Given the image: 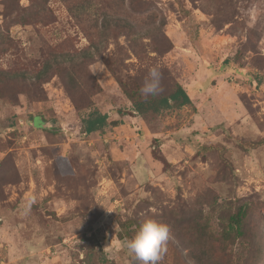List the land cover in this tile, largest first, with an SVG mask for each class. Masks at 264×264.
<instances>
[{
    "label": "rangeland",
    "instance_id": "obj_1",
    "mask_svg": "<svg viewBox=\"0 0 264 264\" xmlns=\"http://www.w3.org/2000/svg\"><path fill=\"white\" fill-rule=\"evenodd\" d=\"M91 1L76 15L84 0H0V71L25 83L53 54L89 49L101 10L141 28L136 46L116 32L90 49V106L117 121L100 132L80 134L89 109L55 73L35 92L0 78V264H144L123 245L147 219L170 229L160 264H241L249 240L219 250L200 232L245 203L264 245V0ZM155 65L158 95L177 82L191 104L122 115L109 68L139 91Z\"/></svg>",
    "mask_w": 264,
    "mask_h": 264
},
{
    "label": "trees",
    "instance_id": "obj_2",
    "mask_svg": "<svg viewBox=\"0 0 264 264\" xmlns=\"http://www.w3.org/2000/svg\"><path fill=\"white\" fill-rule=\"evenodd\" d=\"M84 1L85 4L81 2L71 3L69 6L71 12L76 15H84V13L89 12L90 9L94 7L91 0H87L88 3L86 0ZM138 4L139 3L136 2V0H130L128 7L132 8ZM136 13H140V11H137ZM126 15V13L122 16L119 13H115V11L108 12L106 10H101L98 16L91 20L92 23L90 25H92L93 29H95L97 32L90 34V36H95V40H90L88 46L89 49L74 53L65 52L53 54V57L45 61L42 64L43 66L35 73L34 81L32 80L25 83L26 78L28 77L27 73L15 69L12 71L1 70L0 74L2 76L0 78H4L9 82H15L17 88L21 86L25 89L28 87L31 89L32 87L40 88L41 85L46 82L47 79H49L50 74L55 73L63 81L66 91L74 105V109L76 111L89 109L87 111L86 117L82 119L80 134L87 135L92 132H100L108 124H116L117 121H108L107 113L101 112L96 108H91V102L88 98L91 93L95 91V88L99 89L100 87L95 84V80L86 79L83 71H87V67L93 62L92 59L96 54V52L90 49L97 48L98 44H100L102 41H105V38L107 39L110 34L114 36V33L116 32H123L126 35V38L129 39L131 45L136 46V43H138L137 39L140 37L138 36L140 35L138 30H141V28H139V25L134 26L133 24L129 23L126 19L127 17H125ZM127 16L133 19V17L129 15ZM96 39H99V42H95ZM66 60L71 62L65 64L64 62ZM109 70L114 80L119 85L122 94L131 103V109L123 110V112L119 111L122 115H128L129 113L133 112H137L140 115H145L147 113L156 114L171 107H181L191 104V98L188 92L182 87L181 84L177 82L173 84L169 93L149 96L147 99H145L141 96L139 91L129 90L127 85L122 80H120L110 68ZM84 80H87L88 84H83ZM33 88L32 92H35ZM34 120L35 118H33V125ZM43 129L47 131L52 130L53 133L55 132V130L51 128L45 127ZM10 162L11 160H2L0 162V178L4 173H6ZM246 219L247 205L245 203H240L234 208L233 211H230L220 220V226L218 229L213 231L208 226V229H210L209 231L204 225L200 234H210L212 242L217 245L216 247H218L219 250H224L229 246L233 247L234 245L238 244L239 241L244 243L245 241L249 240V244H244L247 254L242 259L243 261L241 264H264V245L261 240H258L260 239L261 235L258 232H256L252 238L251 236L253 235H248L249 233L247 231L248 227L246 224ZM124 231L130 237L127 229H124ZM212 247H214L213 243ZM227 257L229 258L230 254L227 255Z\"/></svg>",
    "mask_w": 264,
    "mask_h": 264
},
{
    "label": "clouds",
    "instance_id": "obj_3",
    "mask_svg": "<svg viewBox=\"0 0 264 264\" xmlns=\"http://www.w3.org/2000/svg\"><path fill=\"white\" fill-rule=\"evenodd\" d=\"M161 72L159 65L148 69L147 76L139 89L142 97L156 96L161 91ZM109 212H112L109 210ZM170 239L168 225L153 219L144 220L135 235L124 241L129 255L144 264H160L167 253V243Z\"/></svg>",
    "mask_w": 264,
    "mask_h": 264
}]
</instances>
